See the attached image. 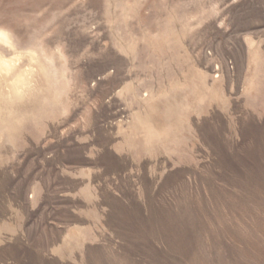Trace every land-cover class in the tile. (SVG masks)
Instances as JSON below:
<instances>
[{
	"label": "rangeland",
	"instance_id": "374dc122",
	"mask_svg": "<svg viewBox=\"0 0 264 264\" xmlns=\"http://www.w3.org/2000/svg\"><path fill=\"white\" fill-rule=\"evenodd\" d=\"M0 32V264H264V0H0Z\"/></svg>",
	"mask_w": 264,
	"mask_h": 264
},
{
	"label": "bare ground",
	"instance_id": "6f19581e",
	"mask_svg": "<svg viewBox=\"0 0 264 264\" xmlns=\"http://www.w3.org/2000/svg\"><path fill=\"white\" fill-rule=\"evenodd\" d=\"M7 37H6V34L3 33V32H0V39L2 40H5ZM18 80V79H17ZM20 81V80H19Z\"/></svg>",
	"mask_w": 264,
	"mask_h": 264
}]
</instances>
